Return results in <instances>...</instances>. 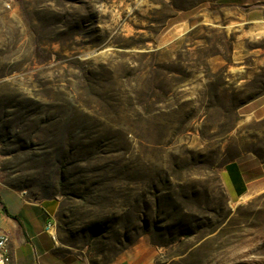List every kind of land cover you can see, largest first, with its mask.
I'll list each match as a JSON object with an SVG mask.
<instances>
[{"label":"rangeland","instance_id":"374dc122","mask_svg":"<svg viewBox=\"0 0 264 264\" xmlns=\"http://www.w3.org/2000/svg\"><path fill=\"white\" fill-rule=\"evenodd\" d=\"M63 23L73 35L57 40ZM112 59L165 74L150 121L163 138L59 153L42 121L79 97L59 89L53 108L42 84ZM252 155L264 159V0H0V182L50 202L53 232L91 264L141 240L157 264H264V191L233 200L221 182Z\"/></svg>","mask_w":264,"mask_h":264},{"label":"trees","instance_id":"16d2710c","mask_svg":"<svg viewBox=\"0 0 264 264\" xmlns=\"http://www.w3.org/2000/svg\"><path fill=\"white\" fill-rule=\"evenodd\" d=\"M60 25L63 27L55 30L57 40L73 35L66 23ZM164 77L165 74H161L160 80L153 83L145 70L135 69L128 61L112 59L103 65L84 63L77 73L62 77V81L44 82L40 98L54 102L53 108H59L57 101L66 103L61 100L63 94L57 91L59 89L71 93L73 87L79 97L72 106L68 105L64 115L60 112L42 121L47 123V128L51 126L57 137V151L66 150L65 153L72 155L124 154L132 138L147 141L155 137L153 139L160 141L164 136L163 127L154 129L150 121L164 112L161 108L167 98ZM48 87L56 91H45ZM53 95L61 98L57 100ZM110 115L115 117L114 122Z\"/></svg>","mask_w":264,"mask_h":264},{"label":"crops","instance_id":"0c3cea01","mask_svg":"<svg viewBox=\"0 0 264 264\" xmlns=\"http://www.w3.org/2000/svg\"><path fill=\"white\" fill-rule=\"evenodd\" d=\"M221 182L230 199L264 191V159L245 156L225 164ZM52 204L0 182V230L9 237L12 264H91L79 250L65 246L47 231L54 223ZM156 251L141 240L113 264H157Z\"/></svg>","mask_w":264,"mask_h":264},{"label":"built area","instance_id":"2783aa9c","mask_svg":"<svg viewBox=\"0 0 264 264\" xmlns=\"http://www.w3.org/2000/svg\"><path fill=\"white\" fill-rule=\"evenodd\" d=\"M47 231H54V223L49 222L46 225ZM9 235L0 230V264H12L11 255L9 251Z\"/></svg>","mask_w":264,"mask_h":264},{"label":"bare ground","instance_id":"6f19581e","mask_svg":"<svg viewBox=\"0 0 264 264\" xmlns=\"http://www.w3.org/2000/svg\"><path fill=\"white\" fill-rule=\"evenodd\" d=\"M53 232V231H52Z\"/></svg>","mask_w":264,"mask_h":264}]
</instances>
